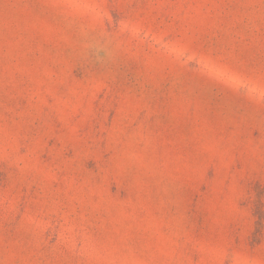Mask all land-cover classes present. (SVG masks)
Here are the masks:
<instances>
[{
	"label": "rangeland",
	"instance_id": "1",
	"mask_svg": "<svg viewBox=\"0 0 264 264\" xmlns=\"http://www.w3.org/2000/svg\"><path fill=\"white\" fill-rule=\"evenodd\" d=\"M0 264H264V0H0Z\"/></svg>",
	"mask_w": 264,
	"mask_h": 264
}]
</instances>
